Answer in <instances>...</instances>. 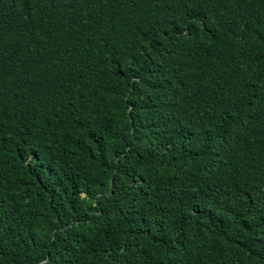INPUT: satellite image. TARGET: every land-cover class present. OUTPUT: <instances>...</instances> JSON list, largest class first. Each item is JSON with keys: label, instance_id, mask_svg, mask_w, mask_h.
<instances>
[{"label": "trees", "instance_id": "trees-1", "mask_svg": "<svg viewBox=\"0 0 264 264\" xmlns=\"http://www.w3.org/2000/svg\"><path fill=\"white\" fill-rule=\"evenodd\" d=\"M0 264H264V0H0Z\"/></svg>", "mask_w": 264, "mask_h": 264}]
</instances>
